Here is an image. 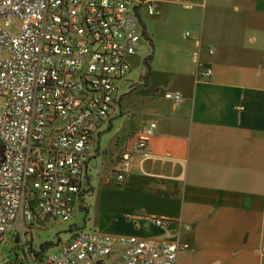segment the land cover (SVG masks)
Returning <instances> with one entry per match:
<instances>
[{"label": "crops", "instance_id": "obj_1", "mask_svg": "<svg viewBox=\"0 0 264 264\" xmlns=\"http://www.w3.org/2000/svg\"><path fill=\"white\" fill-rule=\"evenodd\" d=\"M154 1L157 15L136 8L144 38L90 141L84 229L188 245L177 264H264V0ZM182 23L181 48L173 31ZM156 31L172 50L157 65L155 53L146 58ZM178 92L180 106L166 98ZM151 123L150 155H136L119 185L123 153Z\"/></svg>", "mask_w": 264, "mask_h": 264}, {"label": "built area", "instance_id": "obj_2", "mask_svg": "<svg viewBox=\"0 0 264 264\" xmlns=\"http://www.w3.org/2000/svg\"><path fill=\"white\" fill-rule=\"evenodd\" d=\"M139 5L157 14L154 0H0V245L13 233L26 250L35 220L72 219L91 138L112 115L117 81L128 76V59L144 38ZM212 75L210 68L201 72L204 81ZM166 98L184 101L179 92ZM157 127L148 125L123 153L119 185L136 155H150ZM74 236L42 264H105L112 256L114 264H177L189 248L94 231Z\"/></svg>", "mask_w": 264, "mask_h": 264}, {"label": "rangeland", "instance_id": "obj_3", "mask_svg": "<svg viewBox=\"0 0 264 264\" xmlns=\"http://www.w3.org/2000/svg\"><path fill=\"white\" fill-rule=\"evenodd\" d=\"M158 9V7H157ZM148 12V9H147ZM158 13V10H157ZM149 14V13H148ZM157 15V14H156ZM146 23L150 27L151 24L147 22ZM14 25H18V21L16 19H13ZM187 26L183 23L179 26L177 30L173 31V36L178 41L177 47H181L183 45L182 37L186 33ZM163 35V32H161ZM160 31H156V41L154 42L153 36H151L153 40V44L150 42V50L148 51V54L146 56L147 62L150 60L152 61L154 53L156 54V61L155 65H157L160 60L161 56L166 53L168 56L171 53V46L168 44V42L161 44L160 43ZM152 35V34H151ZM169 32H166V38H168ZM85 213L82 211H79V209H75L73 217L70 221L64 222L62 220H55L53 218H47V219H37L34 221V227L33 231L29 233V235L26 238V244L27 249H34L37 248V250H40V245L43 243H51L53 246H51L48 251L46 252V255H54L57 254L59 251V246L62 243H65V241L70 239V236H72L75 232H77V229H80L83 231H87L84 229L86 225V219H85ZM22 244V243H21ZM21 246V247H20ZM20 245L17 240H15L14 234H8L4 238V242L0 245V264H28V260L25 257L24 250L25 246ZM31 257H33L31 255Z\"/></svg>", "mask_w": 264, "mask_h": 264}, {"label": "trees", "instance_id": "obj_4", "mask_svg": "<svg viewBox=\"0 0 264 264\" xmlns=\"http://www.w3.org/2000/svg\"><path fill=\"white\" fill-rule=\"evenodd\" d=\"M1 156H2V154H1ZM83 203H84V201H83V196H82V191H81V195H80L78 206H77L80 211H84L85 210L84 209L85 206H83ZM51 246H53L51 243L46 242V243H43V244L40 245V250H37V248H34V249L32 248V249H30V250H28L26 252L27 249L25 250L23 248L25 257L28 260V264H29V260H32V262L34 264H42L44 258L47 256L46 252L48 251V249ZM31 255L33 257H31Z\"/></svg>", "mask_w": 264, "mask_h": 264}]
</instances>
